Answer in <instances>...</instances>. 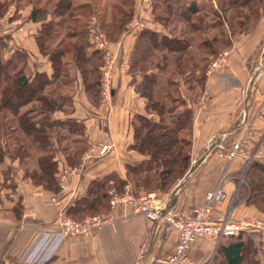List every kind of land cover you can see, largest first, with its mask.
Listing matches in <instances>:
<instances>
[{"label":"crops","instance_id":"obj_1","mask_svg":"<svg viewBox=\"0 0 264 264\" xmlns=\"http://www.w3.org/2000/svg\"><path fill=\"white\" fill-rule=\"evenodd\" d=\"M191 1L199 7L209 4L215 7V0H187ZM31 10V6L12 10L22 31L9 38L4 39L1 31L6 25L0 23V38L5 44L1 60L6 61L15 51L24 52L29 75L39 73L51 77L52 66L36 44L41 24L30 20ZM134 16L143 22V30L166 34L165 28L154 19L153 0H133ZM141 31L132 32L126 25L116 41L108 42L112 63L109 112L99 108L97 99L95 103L89 99L80 74L75 72L72 112L53 114L55 120L70 119L81 124L87 146L113 144L105 156L88 161L81 158L75 166H69L61 158L53 159L57 165V188L54 190L33 185L25 178L17 161L8 156L0 159V264H160L174 250L177 232L168 221L150 222L142 215L119 208L113 211L115 220L112 223L90 236L66 238L56 231L60 208L68 215L78 207V201L85 198L93 182L111 174L126 180L127 167L137 166L145 159L131 149L132 122L136 116L155 121L158 118L147 115L146 100L136 91L142 75L129 71ZM93 33L90 31L91 48H94ZM224 51L228 54L221 72L235 77L238 88L205 75L199 96L191 98L192 94L180 84L181 96L191 112L190 166L186 175L163 193V197L169 198L163 210L166 217L189 215L193 208L202 206L206 194L215 190L225 176L230 177L225 186L227 198L218 205L215 214L222 215L229 210L235 220L258 217L254 206L247 205L245 199L239 201V193L245 186L239 185V180L246 178L245 162L241 159L229 162L219 153L248 135L249 130L251 133V129L252 145L264 139V118L257 114L264 95V18L248 31L233 35L230 46ZM61 179L64 189L59 185ZM125 188L129 189V185ZM52 199L58 200L60 207L53 204ZM237 201L240 203L235 207ZM215 252L214 244L207 240H198L190 250L196 264H211Z\"/></svg>","mask_w":264,"mask_h":264},{"label":"trees","instance_id":"obj_2","mask_svg":"<svg viewBox=\"0 0 264 264\" xmlns=\"http://www.w3.org/2000/svg\"><path fill=\"white\" fill-rule=\"evenodd\" d=\"M7 3V0H0V17L6 11ZM47 3L51 4L58 20L45 21L46 8L41 6L32 8L30 20L41 22L36 43L52 66L51 77L39 73L29 75L27 57L21 51H15L9 59L2 61L5 44L0 38V137L8 135L12 138L11 157L18 156L23 162L28 160V150L32 146L36 145L34 148L41 152L46 150L49 133L54 128L83 137L82 125L73 120L48 123L54 112L64 111V105L69 101L71 104V99L57 92L70 84V80L61 78L63 74L67 75L62 68L68 64H73L80 74L86 91L93 97L98 96L101 56L91 48L87 24L80 20L94 16L110 41H116L133 15V0H117L111 5L108 2L96 12L93 7L98 6L97 0L93 4H74V0H48ZM262 6L264 0H215V7L210 4L199 7L195 1L187 0H153L154 19L168 29V34L139 32L129 69L133 75H142L136 91L146 100L147 115L158 118L155 121L136 116L132 122L134 141L131 149L145 159L137 166L127 167L126 180L111 174L93 182L85 198L78 201V207L69 211L72 219L107 208L111 190L121 193L129 185L137 193H166L186 175L190 166L191 112L181 96L180 84L192 94L191 98H197L208 64L230 46L233 35L253 27ZM211 32H217V35L211 36ZM53 35L62 38L50 50L48 44ZM49 87H53L52 90H48ZM31 103L40 105L37 113L41 118L34 120L28 116L31 112L20 114L21 109ZM13 120L18 128L6 129ZM3 154L0 148V159ZM80 154L68 155L66 161L75 166L80 161ZM253 170L258 176L251 178L249 183L248 203L258 207L264 205V165L253 162L246 178ZM25 171L34 185L46 190L57 188V165L53 158L38 156L37 168H26ZM251 244V238L245 234L227 238L216 249L214 263L253 264L252 256L249 263L247 258Z\"/></svg>","mask_w":264,"mask_h":264},{"label":"built area","instance_id":"obj_3","mask_svg":"<svg viewBox=\"0 0 264 264\" xmlns=\"http://www.w3.org/2000/svg\"><path fill=\"white\" fill-rule=\"evenodd\" d=\"M10 14V12H7L6 19H12V15ZM18 26L19 23L12 22L11 25H6L1 33L3 35H12L11 32L15 28H20ZM127 29L137 33L144 29V24L139 17L134 16L127 24ZM19 31L21 32L22 29L20 28ZM93 39L95 50L105 59L100 68L99 97L101 108L109 112L112 105V63L107 51L108 42L103 35L96 34L95 32L93 33ZM227 54L224 51L216 59L211 61L206 69L205 75L224 80L230 87L238 88L239 82L235 77L232 75H224L221 72L226 66ZM257 114L264 118V95L259 102ZM251 130L253 132V129ZM251 133L249 130L248 135L232 142L227 149H221L219 155L229 162L241 159L245 162L247 168L253 162H262L264 160L262 147L264 139L261 138L256 144L252 145L251 138L253 136ZM112 148L113 144L92 147L83 156V161L103 157ZM229 181L230 177H223L217 188L206 194L204 204L193 208L189 215H179L172 218L166 217L163 214L169 198L157 197L155 194H141L138 197H134L129 191L118 195L111 190L109 192L108 207L110 211L108 213L90 216L76 221L67 217L63 209L60 208L56 220V231L59 235L66 238L90 236L93 232L101 230L115 220L114 210L118 208L125 211L130 210L132 214L142 215L150 222L166 220L177 232V243L174 250L160 264H196L190 250L198 240L212 242L216 250L227 238L236 237L239 234H245L250 238H255L257 234L264 236V216L245 217L240 220H235L231 217L229 210L222 215L215 214L218 205L227 198L225 186ZM242 183L243 177L239 180V185H242ZM59 185L61 189L65 188L63 179H61ZM51 202L58 207L61 205L56 199H52Z\"/></svg>","mask_w":264,"mask_h":264},{"label":"rangeland","instance_id":"obj_4","mask_svg":"<svg viewBox=\"0 0 264 264\" xmlns=\"http://www.w3.org/2000/svg\"><path fill=\"white\" fill-rule=\"evenodd\" d=\"M47 1L48 0H7V2H8L7 4L8 5H6L7 6L6 11L3 13L2 17H0V22H2V24L8 25V26L11 25L12 22H17V23H19L18 27H20L22 29V27L20 25V21H18V20H16L14 18V13H13L12 10L16 9L17 11H19V10H23L24 8L29 7V6H31L32 8L34 6L44 7V8H46V15H47L46 19L47 18H51V20H58V18L53 15V10H52L51 4H48ZM94 1L95 0H74V4L75 3L76 4L77 3H83V2H88V3H92L93 4ZM97 1H98V3H96V5H98V6L97 7H93L95 12L96 11H100L102 9V5H104V4L106 5V3H108V2H110L109 3L110 5L112 3H116L117 2V0H97ZM261 8H262V11H260V13L258 14L256 20H254L255 21L254 24H257L259 19L264 18V7L262 6ZM7 12L11 13L10 15H12V19H9V20L6 19L7 18V16H6ZM46 19H45V21H46ZM80 22L82 24H87L88 40H89V37H90V31L91 32L94 31L96 34L103 35L105 37L106 41L110 42V38L108 36H106L105 33L99 28V23H98L99 21L97 20V18H95L94 16H92V17H88L87 16V18L81 19ZM92 23H94V24H92ZM40 24H41V22H40ZM20 28H17V29L15 28L13 30V32H11V34L20 33V31H19ZM164 33L168 34V29H165ZM210 35L211 36L212 35H217V32H211ZM3 36H5L4 39H6V38H9L10 35L6 34V35H3ZM60 38H62V36L60 37L59 35H55V36L53 35V38L50 39V44H48V47H49L50 50H53L55 48V46H56V44H57V42L59 41ZM92 49L94 50L93 47H92ZM90 51L91 50H89L88 52H90ZM222 52H224V50ZM40 54L43 57H46L48 59V57L46 55H43L41 52H40ZM100 56H101V54H100ZM101 63L103 65L102 57H101ZM62 71L65 74L67 73V75L64 76V74H63L61 78H64V80H70V84H68L66 88L62 87L60 89V91H57V92H58V94L63 95V96H65L68 99H71V97H72L71 92H72V88H73V80H74V77H75V74H76L75 72H77V71L73 67V64H68L67 67H63ZM99 73H100V69H99ZM100 78H99V82H100ZM52 88L53 87H49L47 89L48 90H52ZM47 89H46L45 92H48ZM87 94H88L89 99H91L94 103H95V101L98 100L97 105L99 106V108H101L100 97H99V94H100V83H99V89H98V96L97 97H93L91 92H87ZM182 108H184V106ZM40 109L41 108H40V105L38 103H31V104L27 105L26 107L22 108L21 111H20V114L26 113V112H31V113H29L28 116L32 117L34 120L35 119L37 120V119L41 118L40 115L37 113V112H40ZM64 111L66 113L72 112V104H70V101L64 105ZM7 117H8V120L11 118L10 115L7 116ZM54 120L55 119L53 118V115H52L50 120H48V123L49 122L52 123ZM7 128H12V129L18 128V124H17V122L15 120L10 121L8 123V125L6 126V129ZM74 129L75 130H79L77 127H74ZM18 131H19V129H18ZM18 134H19V132H18ZM17 136L20 137V135H17ZM35 146H32L31 148H29L30 146L28 147L29 148V150H28V154H29L28 157L29 158H28L27 161L23 162V161H20L18 156H17L18 158L17 157H11L10 153L14 149V142H12V138L10 136H8V135H4V136L0 137V148L2 149V152L4 153L2 158L4 156L5 157L8 156V158L11 159L12 161H17L18 162V166H20L23 169V174H24L25 178L29 179L33 185H34V182L29 177L26 176V174H25L26 171L25 170H26V168H28V170L33 169V168H35V169L37 168L38 156L47 155L51 159L52 158L53 159L61 158V160L66 162L69 166H73V164H69L66 161V157L68 155H72V154L77 155V153L80 152L81 154H80L79 158L81 159V158H83V156L86 153H88L89 149L92 148V147L87 146L86 140H85L84 137H82V135L64 133L63 131L57 130L56 128L52 129V133L51 132L49 133V144H48V147H46V150L44 152L43 151L41 152L38 149L36 150L34 148ZM262 147H263V151H264V140H263ZM77 158H78V156H77ZM262 162L264 163V160ZM244 167H245V170H246L245 171V175H246L247 170H248L249 167L248 168L246 166H244ZM255 172L256 171L253 170V171H251V174L246 179L243 178L242 185L245 184V186L242 187V189H241V191L239 193V197H240L239 201H242V200L245 199L246 202H247V205H249V206H253L252 204L248 203L249 196H250L249 183L251 182V178H254V177L258 176V174L255 173ZM178 181H176L174 183V185ZM126 191H129L134 197H138L141 194H155V195H157V197H163V193L161 194V192H158V191H155V192L138 191V193H137V191L134 188H131L130 186H129V189L125 188L121 193H116V194L122 195ZM164 194H166V193H164ZM163 198H165V197H163ZM239 201H237V203L235 202V207H236L237 204L240 203ZM254 208L257 210V213L254 212L255 215L257 214L258 217L264 216V205H258V207H254ZM108 212H109V207L107 206V208H105V209L100 208L97 212L89 213V214H87L85 216H77L76 218H73V220L80 221V220H82V219H84L86 217L98 216V215H101V214H106ZM66 216L71 218L68 215H66ZM251 240H252V244L250 245V250H248V252H247L248 263H249L250 255H251L253 264L254 263H256V264H264V236H261V235L257 234L256 237L255 238H251ZM211 264H216V263H214V260H213Z\"/></svg>","mask_w":264,"mask_h":264},{"label":"water","instance_id":"obj_5","mask_svg":"<svg viewBox=\"0 0 264 264\" xmlns=\"http://www.w3.org/2000/svg\"><path fill=\"white\" fill-rule=\"evenodd\" d=\"M192 171V169L189 171V173Z\"/></svg>","mask_w":264,"mask_h":264}]
</instances>
